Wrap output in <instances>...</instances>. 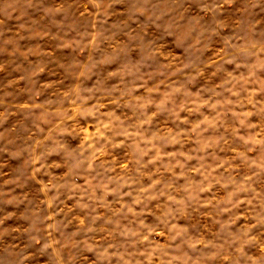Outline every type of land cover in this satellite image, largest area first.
<instances>
[{
  "label": "rangeland",
  "instance_id": "rangeland-1",
  "mask_svg": "<svg viewBox=\"0 0 264 264\" xmlns=\"http://www.w3.org/2000/svg\"><path fill=\"white\" fill-rule=\"evenodd\" d=\"M0 264H264V0H0Z\"/></svg>",
  "mask_w": 264,
  "mask_h": 264
}]
</instances>
